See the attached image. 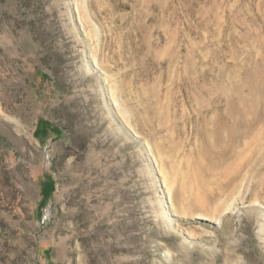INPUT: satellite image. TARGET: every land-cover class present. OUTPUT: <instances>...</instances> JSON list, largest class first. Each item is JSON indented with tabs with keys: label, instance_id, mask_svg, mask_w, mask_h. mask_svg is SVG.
Segmentation results:
<instances>
[{
	"label": "rangeland",
	"instance_id": "374dc122",
	"mask_svg": "<svg viewBox=\"0 0 264 264\" xmlns=\"http://www.w3.org/2000/svg\"><path fill=\"white\" fill-rule=\"evenodd\" d=\"M0 264H264V0H0Z\"/></svg>",
	"mask_w": 264,
	"mask_h": 264
},
{
	"label": "bare ground",
	"instance_id": "6f19581e",
	"mask_svg": "<svg viewBox=\"0 0 264 264\" xmlns=\"http://www.w3.org/2000/svg\"><path fill=\"white\" fill-rule=\"evenodd\" d=\"M262 89V88H261ZM217 95V94H216ZM217 98V97H216ZM202 100V99H201ZM243 100V99H242ZM240 102V101H239ZM238 102V103H239ZM232 104V103H231ZM233 105V104H232ZM235 105V104H234ZM233 105V106H234ZM239 107V104H237ZM254 105V104H253ZM230 106V105H229ZM228 106V107H229ZM235 108V109H228L223 113L220 114V119H219V129H214L213 131V134L215 136H218V138L220 139V141L223 143L224 140H223V137H222V130L227 128L228 129V136L229 138L233 139L235 136H236V129H237V125H239V122L243 119L244 121H246L249 125H254V119L257 117V114H255L256 112L254 111L255 109L253 110H250L247 109V108ZM242 107V106H240ZM234 108V107H233ZM258 112V110H256ZM221 112V111H220ZM255 112V113H254ZM209 115V114H208ZM205 116V115H203ZM260 116V115H259ZM261 117V116H260ZM207 118V117H206ZM206 118L203 119L206 120ZM257 119V118H256ZM207 121V120H206ZM218 122V121H217ZM206 123V122H205ZM206 125V124H205ZM207 126V125H206ZM209 127V126H207ZM209 132V130H208ZM212 133V132H210ZM204 134V133H203ZM207 134V133H206ZM211 135V134H210ZM207 136V135H206ZM225 144V143H224ZM227 147V146H225ZM220 149V148H219ZM226 149V148H225ZM224 147L222 150H225ZM224 153V152H223ZM218 162V161H217ZM234 162V167H233V171L231 170L230 172L227 173V175H225V181H226V184L227 185H230L231 183H233L235 180H237L236 178L240 175V163L239 162H236V160L233 161ZM214 163L213 162V166H214ZM217 164V163H216ZM215 164V165H216ZM212 166V163L210 164V167L207 168V170L209 171L212 167V169H214L215 167ZM204 167V166H203ZM206 167V165H205ZM204 167V168H205ZM206 169V168H205ZM207 172V171H206ZM221 186L219 187V189L216 191V192H211L210 194L212 195V198H215V197H218V196H221L222 193H224L225 191V187H222L223 184H220ZM232 188V187H231ZM210 195V196H211ZM216 199V198H215Z\"/></svg>",
	"mask_w": 264,
	"mask_h": 264
}]
</instances>
